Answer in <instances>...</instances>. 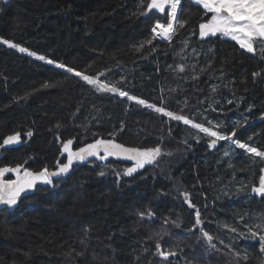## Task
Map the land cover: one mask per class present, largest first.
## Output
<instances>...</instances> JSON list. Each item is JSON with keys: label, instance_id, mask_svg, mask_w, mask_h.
<instances>
[{"label": "trees", "instance_id": "obj_1", "mask_svg": "<svg viewBox=\"0 0 264 264\" xmlns=\"http://www.w3.org/2000/svg\"><path fill=\"white\" fill-rule=\"evenodd\" d=\"M140 3L0 0V39L82 74L111 69L102 81L195 122L204 113L223 123L221 132L245 122L236 138L264 150V58L259 51L248 53L219 36L201 40L198 26L210 14L203 15L189 0H182L178 10V19L187 23L177 28L171 44L157 39L139 49L157 18L164 22L167 13L139 15ZM229 99L233 104H227ZM113 131L117 142L160 146L165 154L156 164L119 178L111 169L122 173L134 164L89 162L54 180L55 186L38 187L15 211L0 210V264H161L157 242L177 250L172 264H264L258 239L230 231L247 234L244 225L264 221V198L250 192L264 174V161L227 141L210 148L203 133L199 141L194 138L197 130L190 125L168 121L127 97L99 93L80 77L0 43V141L21 134L19 144L1 152L0 167L54 170L57 161L65 163L62 142L73 139L78 149L111 138ZM242 186L247 187L239 191ZM183 191L199 208L203 227L220 251L207 246L199 228L188 231L194 227V209L184 202ZM148 210L153 218L141 220L137 213ZM178 217L179 228L164 223ZM163 232L168 235L161 239Z\"/></svg>", "mask_w": 264, "mask_h": 264}, {"label": "snow or ice", "instance_id": "obj_2", "mask_svg": "<svg viewBox=\"0 0 264 264\" xmlns=\"http://www.w3.org/2000/svg\"><path fill=\"white\" fill-rule=\"evenodd\" d=\"M189 3L201 8L203 10V15L208 16L210 14V18L206 22L200 23L198 26V34L201 40L217 36L228 38L235 41L241 49H244L248 53L255 54L259 51L261 57L264 58V0H189ZM181 4L182 0H141L139 15L147 16L148 13H152L153 10L159 14H165L167 10V13L164 16V22H161L159 17L157 18V22L151 28L150 37L139 45V49H143L145 45L151 47L153 42L157 39L167 41L168 44L172 43L174 36L177 34V28H183L187 23L186 20L178 19V10L181 9ZM0 43L6 44L11 48L17 49L21 53H27V55L35 57L37 60L45 61L49 65H54L56 68L64 69L67 73H72L80 77L99 93H111L119 97H127L129 101H135L136 104L151 109L157 114H161L163 117H167L168 121H177L182 122L184 125H190L192 129L197 130V134L194 135V138L199 141L201 139L199 133H203L204 137L208 138V146L210 148H216L219 142L227 141L231 145H234L235 148L244 150L246 154L251 155L253 158H259L261 161H264V150H260L258 147L251 146L249 143L236 138L237 130L243 127L245 122L236 121L230 132H221L218 129L223 127V123L209 120L204 113H200L202 118L201 122H195L194 117L189 118L184 114H177V112L170 111L164 106H157L144 99H139L134 95H130L127 91L117 87L116 84L102 81L100 78L105 76L106 71H111V69L101 71L95 76L82 74V72L77 69L66 66L53 59L46 58L44 55H38L36 52L29 51L28 48L21 47L9 40H0ZM183 43L187 45L188 41H184ZM192 67H195V65ZM179 71L184 72L185 66L180 65ZM253 75H259V73H254ZM196 78L198 77H193V79ZM44 87H50V85L45 84ZM212 91L216 92L217 88L213 87ZM26 98L27 97H21L20 99ZM161 99H163V97H161ZM227 104H233V100H227ZM186 106L187 102L185 101V107ZM209 108L211 111H217L214 107L209 106ZM208 110L209 109H205V112ZM248 110L251 111V106H249ZM180 111L182 113L183 109ZM221 111H223V109H221ZM205 122H207L208 126H205ZM57 127H60V125L58 124ZM119 131H123V125H121ZM117 134L116 131H113L109 133L111 138L96 139L95 142L79 147L77 150L73 149L74 140L67 139L61 143L62 153L66 154V163L57 161L54 170L44 167L41 170L32 171L28 168H23V166L19 164L12 167H0V204L15 207L21 195L36 189L37 184L55 186L54 177L68 174L75 163L86 162L89 158L94 157L99 160H108L109 157H115L117 159L133 161L134 166L125 168L122 173L115 169H111L114 175L119 178L121 175L131 176L134 172L143 169L146 165L156 164L159 157L165 154L162 152L160 146L145 148L125 146L123 143L116 142L115 137ZM32 135L33 133L31 131L27 133L28 137ZM249 139H251V137H249ZM20 142L21 134L19 132L9 134L0 141V152L6 150L7 146L19 144ZM184 142L187 143V141ZM167 154L170 155L171 153ZM227 155H229V153L225 152V156ZM229 166L231 167V165ZM260 171L264 173V168H261ZM9 173H14L16 179H4ZM99 175L105 176L106 172L101 171ZM244 187L247 186H242L239 191H243ZM250 192L264 198V174L259 176L258 185L254 184L251 186ZM180 195L183 197L188 207L194 209V227L189 228L188 231L194 232L199 228L201 233L200 238L206 242L207 246L211 249L220 251L213 242L216 238L204 229V220L202 219L201 212L199 208L192 203L190 194L187 191H183ZM137 215L141 220H151L154 216L151 210H148L147 213L139 212ZM243 219V217H240L242 223ZM164 223H171L177 228L181 227L179 217L176 220L165 218ZM244 226L248 228L247 234L239 232L236 228H231L230 231L242 237L250 236L251 238L258 239L260 251L264 253V221L252 226ZM224 227L228 226L224 225ZM158 235L163 239L168 233L163 232ZM220 243L223 244V241L221 240ZM224 247L231 251V245H224ZM155 248L156 256L160 258L161 264H172L169 258L178 255L176 249L162 248L159 242L156 243ZM145 251H147V249H145ZM232 254L237 258L240 257L239 252H233ZM244 258L246 259V256Z\"/></svg>", "mask_w": 264, "mask_h": 264}, {"label": "water", "instance_id": "obj_3", "mask_svg": "<svg viewBox=\"0 0 264 264\" xmlns=\"http://www.w3.org/2000/svg\"><path fill=\"white\" fill-rule=\"evenodd\" d=\"M93 142H95V141H93ZM93 142H91V143H93ZM116 142H117V141H116ZM119 143H120V142H119ZM86 145H87V144H86ZM86 145H84V146H86ZM125 146H127V145H125ZM7 147H8V146H7ZM73 149H74V150H77V149H75L74 147H73ZM61 153H62V150H61ZM62 157L65 158V163H66V154H63V153H62ZM0 158H1V152H0ZM109 160H113V161H115V162H120V163H124V164H134L133 161L117 159V158H115V157H109L108 160H99V159H96V158L93 157V158H89V160L86 161V162H83V163H75V164L73 165L72 169L69 171L68 174H66V175H62V176H59V177H54L53 179H54V180H57V179H60V178H65V177H67V176L73 171V169H74L75 167H78V166H82V165L88 164L89 162H93V161H96V162H107V161H109ZM4 179H16V176H15L14 173H9V174H7V175L4 177ZM41 186H43V187H47V186H49V185L37 184L36 189H37L38 187H41ZM36 189H34V190H30V191H28V192L22 194L21 197H20V200H19L18 204H17L15 207H10V206H7V205L0 204V210H5V209H6V210H9V211H15V210L19 207L21 201H23L25 198H27V197L33 195V194L36 192Z\"/></svg>", "mask_w": 264, "mask_h": 264}, {"label": "rangeland", "instance_id": "obj_4", "mask_svg": "<svg viewBox=\"0 0 264 264\" xmlns=\"http://www.w3.org/2000/svg\"><path fill=\"white\" fill-rule=\"evenodd\" d=\"M225 39H228V38H225ZM1 40V39H0ZM228 40H230V39H228ZM232 41V40H231ZM235 42V41H234ZM236 43V42H235ZM6 45V44H5ZM8 46V45H7ZM13 49H15V48H13ZM17 50V49H16Z\"/></svg>", "mask_w": 264, "mask_h": 264}, {"label": "built area", "instance_id": "obj_5", "mask_svg": "<svg viewBox=\"0 0 264 264\" xmlns=\"http://www.w3.org/2000/svg\"><path fill=\"white\" fill-rule=\"evenodd\" d=\"M164 42H167V41H164Z\"/></svg>", "mask_w": 264, "mask_h": 264}, {"label": "flooded vegetation", "instance_id": "obj_6", "mask_svg": "<svg viewBox=\"0 0 264 264\" xmlns=\"http://www.w3.org/2000/svg\"><path fill=\"white\" fill-rule=\"evenodd\" d=\"M170 258H171V257H170ZM170 258H169V259H170Z\"/></svg>", "mask_w": 264, "mask_h": 264}, {"label": "crops", "instance_id": "obj_7", "mask_svg": "<svg viewBox=\"0 0 264 264\" xmlns=\"http://www.w3.org/2000/svg\"><path fill=\"white\" fill-rule=\"evenodd\" d=\"M167 11V10H166Z\"/></svg>", "mask_w": 264, "mask_h": 264}]
</instances>
